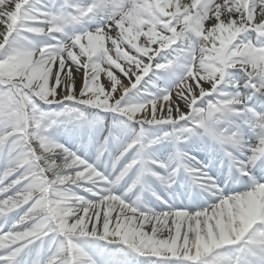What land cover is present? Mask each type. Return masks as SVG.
I'll return each mask as SVG.
<instances>
[{
    "label": "snow or ice",
    "instance_id": "1",
    "mask_svg": "<svg viewBox=\"0 0 264 264\" xmlns=\"http://www.w3.org/2000/svg\"><path fill=\"white\" fill-rule=\"evenodd\" d=\"M0 264H264V0H0Z\"/></svg>",
    "mask_w": 264,
    "mask_h": 264
},
{
    "label": "bare ground",
    "instance_id": "2",
    "mask_svg": "<svg viewBox=\"0 0 264 264\" xmlns=\"http://www.w3.org/2000/svg\"><path fill=\"white\" fill-rule=\"evenodd\" d=\"M79 83H80V82H79V78H78V80H77V88H79Z\"/></svg>",
    "mask_w": 264,
    "mask_h": 264
},
{
    "label": "rangeland",
    "instance_id": "3",
    "mask_svg": "<svg viewBox=\"0 0 264 264\" xmlns=\"http://www.w3.org/2000/svg\"><path fill=\"white\" fill-rule=\"evenodd\" d=\"M78 80V79H77ZM125 82H127V81H125Z\"/></svg>",
    "mask_w": 264,
    "mask_h": 264
}]
</instances>
